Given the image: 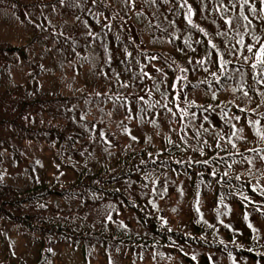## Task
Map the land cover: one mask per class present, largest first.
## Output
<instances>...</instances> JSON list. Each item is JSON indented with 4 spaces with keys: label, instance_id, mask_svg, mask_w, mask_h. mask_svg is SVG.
<instances>
[{
    "label": "trees",
    "instance_id": "1",
    "mask_svg": "<svg viewBox=\"0 0 264 264\" xmlns=\"http://www.w3.org/2000/svg\"><path fill=\"white\" fill-rule=\"evenodd\" d=\"M188 2L207 36L187 24L178 0H0V264H264V195L251 187L264 188V140L236 107L264 128L261 73L236 43L237 32L245 43H256L253 33L264 42V13L249 11L261 7L250 0L251 27L239 19L230 29L214 0L203 10ZM224 2L223 17L235 22L238 4ZM233 45L235 54L225 53ZM152 65L167 73V100L154 89L161 74ZM142 66L155 80L141 78ZM177 75L188 79L173 89ZM140 96L154 107L137 103ZM191 101L183 121L161 107L176 112ZM225 108L242 117L231 122L244 139L230 137Z\"/></svg>",
    "mask_w": 264,
    "mask_h": 264
},
{
    "label": "snow or ice",
    "instance_id": "2",
    "mask_svg": "<svg viewBox=\"0 0 264 264\" xmlns=\"http://www.w3.org/2000/svg\"><path fill=\"white\" fill-rule=\"evenodd\" d=\"M63 2H64V0H61V3H63ZM153 2H155V0H153ZM199 2H200V5H201V9L200 10H203L205 8H208L209 5L207 3H205L204 0H199ZM214 2H215V5L216 6L212 9V11L221 13L222 14L221 15V18L223 19L224 24L227 25L230 29H234L236 27L239 19H243L244 21H247V24L244 27H246V28L251 27L252 20L247 15H245V8H246V6L249 5L250 0H228V2L232 5V8H236L237 7V4L239 6V16L236 18V21L235 22H234V19L232 17H228L226 19L223 17V14L224 13H227L229 11V8L225 6L224 0H214ZM164 3L165 4L169 3V0H164ZM260 5H261V7L259 9H257V7L253 4L249 8V11H251L253 14H256L258 11L260 13H264V0H260ZM178 8L179 9H185L186 10L184 12V19L187 21V24L188 25L192 26L193 28L199 29V31L202 32V33H204L205 36L208 35V32H206L204 28H201L199 26V24H195L194 23L193 16H196L198 14V10L195 9L193 7V5L188 2V0H178ZM212 23L215 24L216 23V20H213ZM37 27H39V25H37ZM227 34H228L227 31L217 32L216 33L217 36H225V37L227 36ZM236 34L240 37L239 40L236 43L242 49L246 50V52L252 53L253 56H254V58H255L254 59V62L251 63V67L253 69H257L258 68L260 70V73H261L260 79L257 80L256 82L257 83L264 84V42L261 41V38L259 36L255 35L253 33L251 35V39L253 41H255L256 43H245V40H244L243 35L240 32H237ZM117 39H119V37H117ZM208 43L211 44V47L213 49L217 50V52L219 53V49L217 47V44L213 43L211 40H209ZM185 44L188 45L189 47H191V44L189 43V40H185ZM234 48H235V45H233L231 48L226 49L225 50V53L235 54L233 52V49ZM225 53H220L218 55V61H219V65H220V69L221 70H224L225 69V66L229 63V61L224 58ZM131 55L132 54L130 52L127 53V56L131 57ZM111 59H112V57L109 56V60H111ZM150 59L151 60H157L158 57L152 56ZM248 59L249 58L247 56H244V61L245 62H248ZM208 62H210V63L215 62V61H212L211 60L210 54H209V57H208ZM165 63H166V61H165ZM189 63H192V61L190 60ZM196 63L198 65H200V66H203L205 64V60H199ZM145 67L146 66H142L141 69H140V76H141V78L147 77L149 79L155 80V77H153L149 72L145 71ZM152 67L155 69V71L157 73H160L161 74V80L154 83V89H155V91L160 92L161 97L164 100H167L169 94L167 92H161L160 91L161 90V85L164 82V78L167 77V73L164 72V69L163 68H156L155 65H152ZM169 67H171V66L169 65ZM187 71H188L187 68H181L180 69V72L181 73H187ZM204 71L207 72L208 69L207 68H204ZM116 75H117V77H119V73H116ZM212 76L217 81H219V76L217 75V73H215V72L212 73ZM240 77H241V81H243V73H240ZM187 79L188 78H187L186 75H177V76H175V79H174L173 83L170 85V87L173 88V89H176L178 84H183L185 81H187ZM201 83H203V81ZM121 86L122 87H127L128 85H127V83H124ZM243 87H244V84L242 82L240 84V88L243 89ZM236 90L237 89H233V91H236ZM150 93H151V90H149V96H150ZM182 93H183V89L181 88V90L180 91H177L175 93V95L173 96V101H179ZM242 94H243L244 97H248V95H249V93L247 91H244ZM261 95H264V93H262ZM212 98L213 99H216V93H215V91L212 92ZM139 102H143V104L147 105L148 108H153L154 107V104L152 102H150V100H146L144 96H140L138 98L137 103H139ZM262 102H264V101H262ZM155 103L159 104L160 102L159 101H156ZM194 104H195V101H191L188 104V107L186 108V107H181L180 104L177 103L176 104V108H177V111L176 112H174L172 108H169L168 105H167V103L162 104L161 107L167 109V112L168 113H171L172 116H176L177 114H179L181 121H183L184 118L189 115L188 108H190ZM201 107H204V106H201ZM212 107L213 106L209 105L204 110L207 111L208 109H211ZM236 107L239 108V110H240L241 113H244L245 114L243 118L247 121V124H249V125L252 126V128L255 131L256 136H258L260 139L264 140V128L260 127L261 121L259 119H250V118H248V116H247L248 110L247 109L241 108L239 105H236ZM131 111H132V109L130 108L129 109V112H131ZM140 111L143 112L144 109L141 108ZM252 111L255 112V109H252ZM195 115H196L195 113H191V116L193 118H195ZM220 117L224 121L225 124L229 125L232 129H234V131H232L230 133V137H236L237 139H244L245 138L243 136L238 135V133H243L244 132V128L243 127L237 128V125L231 122L232 120H235L237 122L241 121L242 117L240 115L233 114V116L231 118H229V110L225 108V109H223L221 111ZM129 118H131V116ZM203 119L205 121H207L209 118H208V116L205 115V116H203ZM141 120H142V118H141ZM151 123H153L154 125H156V120H152ZM187 127H188L187 124H183L182 127H181V131H184ZM200 127L203 129V131L205 133H207L209 131V129L204 128L203 125H201ZM125 131L128 132L130 130L127 129V128H125ZM100 135L103 136L104 133L101 132ZM196 135L197 136L200 135V131L199 130L196 131ZM220 135L221 134L218 132L217 133V136H220ZM131 138L133 140H136L137 139L136 136H132ZM181 139L184 140L185 138L182 136ZM186 142L187 141L185 140V143ZM169 143H173V141H171V139H169ZM228 143L232 144V147L233 148L236 147L235 143H232L231 138H229ZM216 146L217 147H220L219 143H217ZM200 151H201V154H203V149H200ZM249 151L255 152V151H258V150H256V149H250ZM260 159L261 160H264V156H261ZM248 162L249 163H252V160L249 159ZM37 163H39V162H37ZM196 163H201V161H196ZM202 163H204L205 165H207L209 163V161L208 160H204ZM211 175L215 177L217 175V172L215 170H213L211 172ZM224 176H227V173H224ZM236 179L239 180L240 177L237 176ZM251 187H252V191L253 192L259 191L261 193V195H264V188H261L259 184L252 185ZM154 191H155V189H154ZM164 191H167V189H164ZM181 192H182V190H181ZM240 197H241V200L242 201H249L250 203H254V201H251L250 197L244 195L243 192L240 193ZM149 203H152L153 204V207H156V205H155V203L153 201H149ZM219 203L221 205L224 204V197L223 196L220 197ZM196 204H197L196 211H197V213L200 214V220L203 221L204 223H207V221L204 220L203 213L200 211V207H199V204H200L199 193H197ZM225 207H227V206H225ZM216 211H217V215L219 217L220 215H227L228 212H231L232 210L229 208L228 209V212H225V213H221L219 211V209H216ZM109 219H111L110 216H109ZM244 219L245 220L248 219L247 214L245 215ZM197 222L199 223L200 221H197ZM165 223H167V221H165ZM220 223L223 224L224 221L221 220ZM247 226L253 232H257L258 231L256 228L253 227L252 224H248ZM209 227H211V225H209ZM225 227L231 228V225H225ZM169 231H171V229H169ZM221 243H223V241H221ZM192 259L193 260H196V256L195 255L192 256ZM208 259L211 262L212 257L209 256Z\"/></svg>",
    "mask_w": 264,
    "mask_h": 264
}]
</instances>
